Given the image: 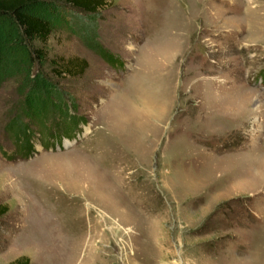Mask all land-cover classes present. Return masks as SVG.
<instances>
[{
    "label": "rangeland",
    "instance_id": "rangeland-1",
    "mask_svg": "<svg viewBox=\"0 0 264 264\" xmlns=\"http://www.w3.org/2000/svg\"><path fill=\"white\" fill-rule=\"evenodd\" d=\"M71 11L0 22V264H264V0H107L105 56Z\"/></svg>",
    "mask_w": 264,
    "mask_h": 264
},
{
    "label": "trees",
    "instance_id": "trees-1",
    "mask_svg": "<svg viewBox=\"0 0 264 264\" xmlns=\"http://www.w3.org/2000/svg\"><path fill=\"white\" fill-rule=\"evenodd\" d=\"M107 0H0V22L8 24L9 31L14 38L17 49L12 51L17 57V61L32 63L39 55L37 50H32L30 46L34 42L45 45L51 35L50 25L43 19L29 14L27 11L45 3L54 5H67L74 11L68 13L71 25L80 32V37L84 44L101 56L107 55L99 43H96V20L99 17L101 8ZM80 13H84L81 15ZM57 74L82 73L85 67L83 61L78 59H67L61 64H54ZM53 98L63 102V94L54 90ZM19 140H16L18 143Z\"/></svg>",
    "mask_w": 264,
    "mask_h": 264
}]
</instances>
